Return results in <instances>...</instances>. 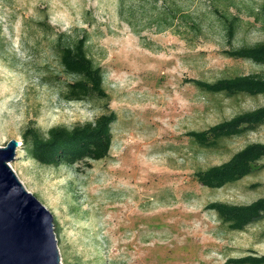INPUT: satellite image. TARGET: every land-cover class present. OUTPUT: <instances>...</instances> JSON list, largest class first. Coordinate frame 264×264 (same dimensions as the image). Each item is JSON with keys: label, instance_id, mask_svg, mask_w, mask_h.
Returning <instances> with one entry per match:
<instances>
[{"label": "rangeland", "instance_id": "obj_1", "mask_svg": "<svg viewBox=\"0 0 264 264\" xmlns=\"http://www.w3.org/2000/svg\"><path fill=\"white\" fill-rule=\"evenodd\" d=\"M263 3L0 0V146L21 142L11 167L53 214L63 264H234L264 254V219L234 231L206 207L264 196V169L220 189L195 176L264 142V125L217 148L187 135L264 105V96L228 98L188 82L264 73L262 65L223 53L230 45L213 12L216 6L240 17L234 46L255 44L264 41ZM169 7L181 10L171 24L164 20ZM61 34L67 43L88 36L89 54L104 71L108 110L117 113L110 154L91 168L42 165L22 144L29 126L46 136L53 126L72 128L108 111L105 99L65 98L76 77L60 62Z\"/></svg>", "mask_w": 264, "mask_h": 264}, {"label": "trees", "instance_id": "obj_2", "mask_svg": "<svg viewBox=\"0 0 264 264\" xmlns=\"http://www.w3.org/2000/svg\"><path fill=\"white\" fill-rule=\"evenodd\" d=\"M168 11L171 17L166 15L164 20L171 24L181 10L179 7H169ZM213 12L221 23L226 41L230 45L223 50V53L235 59L250 60L264 66V41L234 46L233 41L240 26V17L222 11L216 6H213ZM260 14L264 21V3L260 8ZM181 15L185 20L190 16L186 13ZM192 25L197 30L201 29L199 22L193 20ZM88 41L86 34L72 43L64 41L62 34L57 38L60 62L67 73L76 77L74 81L68 83L64 96L69 101L105 99L108 110L109 94L104 86V71L90 56ZM188 82L193 83L204 93L221 94L228 98L242 95L264 96V73L259 72L222 77L213 82L190 78ZM116 119L117 113L108 110L94 121L77 124L72 128L62 125L53 126L46 136L38 128L29 126L22 133V144L28 156L42 165L65 164L91 168L93 161L104 159L110 154L113 142L112 123ZM262 125H264V105L237 113L232 118L206 129L188 131L187 135L202 148H217L224 139L255 131ZM263 160L264 142H253L234 153L228 160L196 171L195 176L203 186L220 189L264 169ZM206 207L215 212L222 224L234 231H242L264 219V196L247 204L212 201ZM230 263L264 264V254L234 258Z\"/></svg>", "mask_w": 264, "mask_h": 264}, {"label": "water", "instance_id": "obj_3", "mask_svg": "<svg viewBox=\"0 0 264 264\" xmlns=\"http://www.w3.org/2000/svg\"><path fill=\"white\" fill-rule=\"evenodd\" d=\"M20 145L0 146V264H63L53 214L11 167Z\"/></svg>", "mask_w": 264, "mask_h": 264}, {"label": "bare ground", "instance_id": "obj_4", "mask_svg": "<svg viewBox=\"0 0 264 264\" xmlns=\"http://www.w3.org/2000/svg\"><path fill=\"white\" fill-rule=\"evenodd\" d=\"M21 143V142H20Z\"/></svg>", "mask_w": 264, "mask_h": 264}]
</instances>
